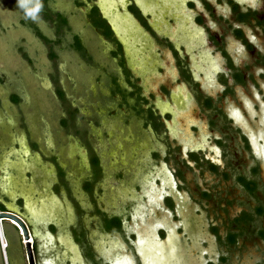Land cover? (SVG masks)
I'll list each match as a JSON object with an SVG mask.
<instances>
[{"label": "flooded vegetation", "instance_id": "af4514ba", "mask_svg": "<svg viewBox=\"0 0 264 264\" xmlns=\"http://www.w3.org/2000/svg\"><path fill=\"white\" fill-rule=\"evenodd\" d=\"M92 5L114 40L95 31L121 71L114 83L123 95L112 83L110 94L145 138L133 143L140 153H127L123 137L109 154L115 189L103 203L119 210L95 207L90 221L80 205L76 222H47L49 234L28 221L34 264H112L89 231L120 246L123 238L119 251L132 264H264V0H127L139 26L128 47ZM74 144L89 163L79 188L96 206L102 158ZM60 172L66 187L62 165Z\"/></svg>", "mask_w": 264, "mask_h": 264}, {"label": "rangeland", "instance_id": "374dc122", "mask_svg": "<svg viewBox=\"0 0 264 264\" xmlns=\"http://www.w3.org/2000/svg\"><path fill=\"white\" fill-rule=\"evenodd\" d=\"M115 1L109 0V4L114 11L120 13L121 7L116 6ZM18 2L24 0H0V77L2 78L0 81V203L6 210H15L27 218L28 213L23 207L24 197L28 194L27 197H30V201L36 206L38 201L44 199L42 211L46 216H50L53 212L66 223L77 221L80 205L83 208L81 215L84 214L85 217L95 213V207L107 212L117 211L119 210L117 204L112 207L104 206L103 203L110 200L115 189L108 176L114 166L109 165L108 160L113 143L123 137L129 138L130 144L126 152L133 155L141 152V147L133 143L145 138V135L138 126V118L132 113L129 116L123 114L118 108L116 98L110 94V75H121L118 61L110 54L111 45L100 41L98 33L86 18V12L76 9L73 0H56L57 7L65 11L72 31L77 33L87 45L93 62H87L68 47L70 31L67 30L63 31L65 35L63 43L54 46L57 59L51 62L47 56L48 47L31 28L20 23L22 15L17 9ZM85 2L91 5L96 0H85ZM126 2L127 0H124L125 5ZM30 17L45 34L53 38V29L49 23L32 13ZM110 18L115 19L122 41L127 47L133 46L137 30L131 29L132 25L127 22L124 27L120 23V16L116 17L113 11ZM125 28L129 30L126 33H130L131 37L135 36L131 38L132 40H126ZM16 43H20V46L25 48L32 58V63H29L17 50ZM50 74H55L59 85L66 93L68 102L78 109L76 120L84 124L90 148H96L99 157L102 158L103 173L98 180L103 196L102 202L98 201L96 206L88 197L89 206L85 194L79 188V179L82 175L79 170L83 167L75 155L78 151L75 149L72 152V149L75 140L81 143L83 140L73 131L61 128L59 118L64 111L55 95ZM119 81L123 83V79L120 78ZM13 92L21 97L18 104L10 100ZM45 163L52 164L53 170ZM61 165L66 172L64 177L66 187L61 186L57 177L56 170ZM131 210L137 211L135 206H132ZM88 219L94 220L91 216ZM85 221V226L89 230L94 227L99 229L97 221L92 223ZM1 224L2 227L6 224L9 233L10 240L7 238L5 240L10 248L12 263L27 264L22 233L18 230L19 240L14 229L8 225L9 221H2ZM69 225L66 226L67 231ZM58 233L59 230L56 234ZM87 234L99 254L107 257L109 253L112 256L109 257L112 264H132L130 257H127L124 251H119L125 250L122 246L123 238L119 242L120 246L113 242V239L97 238L90 231ZM177 242L179 243L177 248L181 253L184 252L186 255L190 252L186 247L187 244L180 238ZM65 243L72 248L68 239ZM111 246L117 247V250L114 248L113 254L108 249ZM48 259L50 260L51 257L45 258ZM180 259L182 257L179 256L178 261ZM246 259L247 256L244 254L243 260L248 262Z\"/></svg>", "mask_w": 264, "mask_h": 264}, {"label": "trees", "instance_id": "16d2710c", "mask_svg": "<svg viewBox=\"0 0 264 264\" xmlns=\"http://www.w3.org/2000/svg\"><path fill=\"white\" fill-rule=\"evenodd\" d=\"M73 6L78 10L82 6L86 7V18L92 28L96 29L97 32L101 33L107 40H114L106 21L101 18L95 5H89L87 2H85V0H73ZM17 9L22 15V17L20 18V23L31 28L34 34L43 42V44L48 47L47 56L51 62H54L57 59V53L54 50V46L63 43V41L65 40L63 31L65 32V30L70 31V40L68 42V47L87 62H93V57L89 52L87 45L82 42L77 33L72 31L69 19L65 11L57 7L56 0H24V2H18ZM31 13L37 15L39 18L43 19L45 22L51 25L54 33L53 38L45 34L40 29V27L31 19ZM15 46L17 50L22 54V56L26 60H28L29 63H32V58L29 56L25 48L22 45L20 46V43H16ZM49 77L53 84L55 95L61 102L64 111V114L59 118L61 128L67 131H73L79 138H81V140H83V144L89 147V139L86 128L83 127L84 124L82 125L81 122L79 123L76 120L78 109L68 102L66 93L61 85H59L55 74H50ZM114 78V75H110L109 77V82L112 83L111 92H119L122 96L123 89L119 85L114 83ZM1 80L2 78L0 77V81ZM10 100L13 103L18 104L21 100V97L18 93L13 92L10 95ZM122 101H124V97L122 98ZM52 161L54 162V159ZM57 177L59 178V180L62 179V173L60 172L59 166L57 169ZM5 210L6 209L4 205L0 203V211ZM8 225H10L14 229L20 240L17 228L12 224ZM2 228L4 237L7 238V240H10L6 224H3ZM6 247V254L8 257L10 256V248L9 246ZM0 264H3L2 256L0 257Z\"/></svg>", "mask_w": 264, "mask_h": 264}, {"label": "water", "instance_id": "95a60500", "mask_svg": "<svg viewBox=\"0 0 264 264\" xmlns=\"http://www.w3.org/2000/svg\"><path fill=\"white\" fill-rule=\"evenodd\" d=\"M115 2H116V6L121 7L120 13H117L116 11H114L113 7H112L113 9L111 8V5L109 4L110 3L109 0H96V2L94 4H96L100 8L103 15H105L108 18L111 26L113 27V29L115 30V32L117 33L118 36H119V33H118L119 30L117 27V23H116L115 19L110 18V14L112 11L116 14V17L120 16V20H121L120 23H122V25L124 27H125V23L127 22V23L132 25L131 29L135 28L137 30L139 27L138 22L126 10L124 0H116ZM86 9L87 8H85V7H80L79 10L81 12H86ZM126 31H129V30L125 28V33H126ZM119 38L121 39V37H119ZM121 40H123V39H121ZM75 149L78 151V153L80 155L81 166L85 169L88 168L89 163L87 161V158L85 157V153H86L85 149L80 147L77 144H74L72 152ZM45 164L46 165L48 164V166L53 170L52 164H49V163H45ZM27 195H25V197H24L25 202H24V207H23L24 210L28 213L27 218L24 215H22L21 213L15 211V210H12V209L0 211V218L4 221L14 220L19 224V226L21 227V230H22V237L24 239L23 246H24L25 258H26L27 264H34L33 248H32L31 242L28 240L29 235H30V232L28 230V221H30V223L33 224L36 233L40 232V229H41V230L45 231L46 234H49V232H47V230L45 228V225L50 220L55 219V217L57 218V216L53 212H51L50 216L49 215L46 216L43 213L42 210H43L44 204H45L44 199L41 201H38L37 206H36L34 202L30 201L31 198L30 197L28 198ZM1 230L3 233V228H1ZM1 256H2L3 264H13L11 257L10 256L7 257L6 250H1Z\"/></svg>", "mask_w": 264, "mask_h": 264}, {"label": "built area", "instance_id": "2783aa9c", "mask_svg": "<svg viewBox=\"0 0 264 264\" xmlns=\"http://www.w3.org/2000/svg\"><path fill=\"white\" fill-rule=\"evenodd\" d=\"M2 221H4V220H2L1 218H0V247H1V250H5V248H6V240H5V237H4V234L2 233V230H1V228H2V224H1V222ZM9 222H10V224H12L13 226H15L16 228H17V230H19V233L21 232L22 233V231H21V227L19 226V224L16 222V221H14V220H9ZM29 241L30 242H32V240H31V238H29Z\"/></svg>", "mask_w": 264, "mask_h": 264}, {"label": "crops", "instance_id": "0c3cea01", "mask_svg": "<svg viewBox=\"0 0 264 264\" xmlns=\"http://www.w3.org/2000/svg\"><path fill=\"white\" fill-rule=\"evenodd\" d=\"M5 207V206H4Z\"/></svg>", "mask_w": 264, "mask_h": 264}]
</instances>
